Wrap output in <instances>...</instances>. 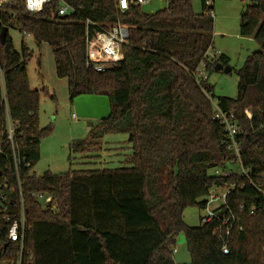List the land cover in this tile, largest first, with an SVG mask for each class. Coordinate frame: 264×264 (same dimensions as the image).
Instances as JSON below:
<instances>
[{
  "label": "trees",
  "instance_id": "16d2710c",
  "mask_svg": "<svg viewBox=\"0 0 264 264\" xmlns=\"http://www.w3.org/2000/svg\"><path fill=\"white\" fill-rule=\"evenodd\" d=\"M60 1L74 11L58 16ZM200 2L198 13L192 0H165L153 13L132 3L120 11L118 0H51L37 14L22 3L7 6L0 25L7 27L0 42V264H177L173 251L181 233L190 256L184 264H264V0H248L240 15V34L253 36L259 49L237 70L234 98L216 97L208 83L215 64L228 65L229 59L208 55L213 6ZM14 23L37 45L48 44L71 104L81 94L109 99V117L71 149L97 152L101 134L125 133L129 166L33 173L40 140L50 133L38 125L40 94L47 91L30 87V53L24 46L15 50L8 33ZM116 23L128 29L123 59L96 71L87 66L86 32ZM199 68L207 78L197 77ZM213 101L238 121L236 144L247 177L233 168L236 155L213 119ZM227 165L228 176L212 173ZM232 184L226 204L235 221L224 253L213 234L218 220L189 226L183 211L204 208L202 198L212 187ZM20 197L22 245L7 238L19 219Z\"/></svg>",
  "mask_w": 264,
  "mask_h": 264
},
{
  "label": "rangeland",
  "instance_id": "374dc122",
  "mask_svg": "<svg viewBox=\"0 0 264 264\" xmlns=\"http://www.w3.org/2000/svg\"><path fill=\"white\" fill-rule=\"evenodd\" d=\"M210 4L213 6L214 22L213 45L208 50V55H226L232 70L230 73L210 71L208 83L213 86L216 97L234 98L237 94V70L251 52L259 49L253 36H244L239 32L240 15L248 0H210ZM164 7L165 0H147L140 4L145 13H153ZM192 8L194 12H200V0H192ZM8 33L17 52L21 53L24 46L30 53L27 58L30 87L39 90L44 87L47 91L40 94L38 125L40 128L49 127L50 133L40 140L39 159L33 166V173L40 176L45 171L62 173L77 169L129 166L127 159L132 150L125 133L101 134L99 140L102 145L97 152L78 153L71 149L70 144L87 138L91 128L98 125L100 120L77 115L69 101L66 78L56 75L53 55L48 44L37 45L34 38L21 31L15 23L9 27ZM72 114H75L76 118H73ZM205 213L204 208L187 207L183 211V220L189 226H198ZM173 256L177 264L190 261L182 233L176 237Z\"/></svg>",
  "mask_w": 264,
  "mask_h": 264
},
{
  "label": "built area",
  "instance_id": "2783aa9c",
  "mask_svg": "<svg viewBox=\"0 0 264 264\" xmlns=\"http://www.w3.org/2000/svg\"><path fill=\"white\" fill-rule=\"evenodd\" d=\"M51 0H34V7H28V0H0V25L3 24L2 13L7 9L10 4L16 5L17 3H22L24 9L29 14H37L41 12L45 5L49 4ZM147 2L146 0H118V8L120 11H125L129 4H143ZM74 9L70 7L67 3L60 1L58 4L56 13L58 16H65L69 12H73ZM85 23H89L86 20ZM25 33V32H24ZM128 29L125 25L121 23H116L107 28L99 27L94 32H86V54H87V66H91L94 70L103 72L106 69L115 66L119 61L123 59V53L121 51L122 44L127 42ZM197 77L205 79L207 74L203 68L197 70ZM0 87L3 89V78L0 72ZM214 114L213 119L221 125L225 143L229 149H232L236 155V161H234V166L236 172H238L240 177H247V170L243 168L238 155V148L236 144V137L240 134L241 129L235 115L231 112H224L219 109L215 102H213ZM73 118H76L75 114H72ZM14 128L9 125L7 131V139L10 142L13 140ZM2 149L0 147V153ZM14 160H17L15 152L13 153ZM212 173L220 176H228L231 173V167L225 166L223 168H215ZM236 184L214 186L212 187L207 196L205 197L206 211L205 215L200 218V224L204 225L212 222L213 220H218L213 228V234L222 240V251L226 253L227 242L226 238L230 235L235 221V214L229 209L226 204V195L233 189H235ZM264 193V190L262 191ZM41 197V195H37ZM2 201H5L4 196H0ZM45 202L49 201V198L44 199ZM21 208L19 219L13 221L7 230V238L10 242H19L21 245L25 236V217L23 212L22 199L20 197ZM211 205H213L211 207ZM243 206H240L242 210Z\"/></svg>",
  "mask_w": 264,
  "mask_h": 264
},
{
  "label": "water",
  "instance_id": "95a60500",
  "mask_svg": "<svg viewBox=\"0 0 264 264\" xmlns=\"http://www.w3.org/2000/svg\"><path fill=\"white\" fill-rule=\"evenodd\" d=\"M6 33L7 27H2L0 30V42L2 44L5 41ZM214 70L230 73L232 69L229 65L216 63ZM72 105L77 115L81 117H92L103 120L107 119L111 113L110 102L105 95L81 94L73 99Z\"/></svg>",
  "mask_w": 264,
  "mask_h": 264
},
{
  "label": "clouds",
  "instance_id": "9594fccd",
  "mask_svg": "<svg viewBox=\"0 0 264 264\" xmlns=\"http://www.w3.org/2000/svg\"><path fill=\"white\" fill-rule=\"evenodd\" d=\"M42 2V0H41ZM28 7L33 8L34 7V0H28Z\"/></svg>",
  "mask_w": 264,
  "mask_h": 264
},
{
  "label": "crops",
  "instance_id": "0c3cea01",
  "mask_svg": "<svg viewBox=\"0 0 264 264\" xmlns=\"http://www.w3.org/2000/svg\"><path fill=\"white\" fill-rule=\"evenodd\" d=\"M147 1V0H146Z\"/></svg>",
  "mask_w": 264,
  "mask_h": 264
}]
</instances>
